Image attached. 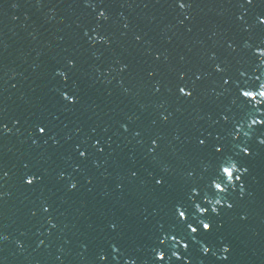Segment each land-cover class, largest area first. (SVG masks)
Wrapping results in <instances>:
<instances>
[{
	"label": "water",
	"instance_id": "95a60500",
	"mask_svg": "<svg viewBox=\"0 0 264 264\" xmlns=\"http://www.w3.org/2000/svg\"><path fill=\"white\" fill-rule=\"evenodd\" d=\"M101 9L106 20L98 18ZM260 12L264 0L253 6L243 0H191L186 9L175 0H0V110L12 129L0 137V163L9 173L0 180V232L8 236L0 242V264H98L101 250L109 253L108 264H124L110 241H118L139 264H153L158 245L168 252L167 264H178L172 251L182 248L171 241L159 244L157 237L163 238L161 225L167 230L171 223L172 199L192 185L205 186L215 173L211 145L218 131L226 154L249 171L243 194L241 182L222 196L213 190L210 198L235 207L211 214L217 227L206 239L213 253L201 254L197 238L189 250L193 264H264V128L244 123L264 118V105L245 109L235 91L254 80L253 72L264 77V64L245 47L264 39V28L256 26ZM97 33L108 42H97ZM69 58L76 59L75 69L69 70ZM218 62L233 77L227 88L213 71ZM57 69L69 71L67 85ZM241 70L249 75L240 76ZM181 72L187 73L183 80ZM194 72L204 79L184 99L177 85L191 87ZM65 87L79 95V103L62 100ZM221 113L244 123L238 138L228 134L231 124L216 123ZM39 123L58 134V145L45 137L33 143ZM208 133L213 134L208 148L198 149L196 137ZM153 137L161 145L155 154L149 152ZM98 138L103 152L94 146ZM77 145L88 148L87 159L79 157ZM244 146L252 148V156L241 155ZM165 167L174 181L160 190L151 173ZM133 170L139 172L135 178ZM26 172L44 179L27 186ZM71 181H78L75 190ZM197 202L203 203V193ZM112 221L120 223L118 231L109 228ZM225 242L231 245L227 261L221 259Z\"/></svg>",
	"mask_w": 264,
	"mask_h": 264
},
{
	"label": "snow or ice",
	"instance_id": "6c2138e0",
	"mask_svg": "<svg viewBox=\"0 0 264 264\" xmlns=\"http://www.w3.org/2000/svg\"><path fill=\"white\" fill-rule=\"evenodd\" d=\"M104 0H100V3L103 4ZM176 4L181 9H186L191 6V0H175ZM255 0H243V4L247 6H253ZM18 6L17 4L13 5ZM243 6V5H242ZM98 18L101 20L107 19L106 9H101L98 12ZM241 21L244 20V16L241 15L239 17ZM256 26L258 28H264V12H260L256 16ZM251 26L249 25L248 28ZM247 30V29H246ZM96 41L99 43H107L108 37L105 35H100L97 33ZM137 39H141V37L137 36ZM229 48H234L233 42H228L227 45ZM245 47L252 51L253 57H258L260 59L261 64H264V39H261L258 44L252 45L251 43H246ZM215 56V53H213ZM159 58V57H157ZM67 65L69 70L75 69L77 66V61L75 58H69L67 60ZM128 67L127 64L123 65V68L126 69ZM213 71L220 75L222 84L227 88L233 82L232 75L228 74V69L223 63H215L213 65ZM56 74L59 75L65 84L71 79L69 75V71L65 69H57ZM150 75H155V73H150ZM249 73L247 70H241L240 76H248ZM254 77V80L247 83L245 86H239L235 89L237 100L243 106V108H247L249 105L254 106L255 108H259V106L264 105V77L261 75H257L255 72L251 73ZM187 76V73L181 72L179 74V78L183 80ZM193 76L195 80L192 83V86L189 87L187 84H178L177 92L178 94L184 98L190 100L196 92V82L202 81L204 79V73L202 72H194ZM157 92L160 91L159 87L155 89ZM61 98L68 105L74 106L79 103L80 97L70 88L65 87L60 90ZM163 120L167 122L169 120L168 115H163ZM223 121L225 124H231V132L229 135H232L236 138L239 137L240 132L244 128V123H247L249 129H252L253 126L257 128H264V118H251L250 120L241 122L239 118L232 117L228 114H220V118L216 120L217 124H220ZM15 123L18 125L20 123L19 120H16ZM124 131L129 130V126L127 124L122 125ZM12 129L9 127L8 123H6L2 118V110H0V137L3 135L10 133ZM35 136L33 139V143H39L41 137L51 139L55 144H59L60 141L57 139V135L49 130V127L45 123H39L35 126L34 129ZM137 136L141 135V132H136ZM212 133H208L207 135L201 134L196 137V147L200 150H205L209 146V139L212 136ZM247 135V133H245ZM224 139V134L222 132H217L215 134L216 143L212 144V154L216 159V171L215 173L208 178L207 184L205 186H201L200 184H195L182 191L181 194L175 196L172 199V215L170 217L171 223L167 230L164 229V225H161V230L163 231V238L157 237L159 244H168L169 241L176 248H182L183 251H172V255L176 257L178 264H193L192 257L190 255L191 242L197 240V238H201V246L200 253L207 256L213 253V247L209 241H207L206 237L210 235L217 227L213 216L211 214H215L218 216L221 213L222 207L226 206L227 209L231 210L235 207L233 202H229L223 198L212 199L210 198L213 194V190H215L216 195H221L227 193L229 191V187H235L236 182H241L239 184V188L241 189V193L245 189L244 183H242L243 176L248 173L249 168L245 167L238 160H233L231 155H227L228 149L225 144L222 142ZM47 142V140H45ZM102 140L95 139L94 146L98 151L103 152L105 149L101 146ZM260 144L264 145V139L260 140ZM160 139L159 137H153L150 140L149 144V152L152 154L157 153L160 149ZM76 151L81 159H87L89 156L88 148L83 145H77ZM253 154V150L250 146H244L241 149V155L244 158L250 157ZM25 168H28L29 165L25 164ZM79 167V166H77ZM169 168L165 167L161 170L159 174L153 172L151 173V180L153 182V186L160 190L168 189L174 181V177L169 174ZM9 173L4 169L3 164L0 163V180H3L7 177ZM61 177L65 176V172H60ZM139 175L138 171L133 170L131 172V176L133 178ZM188 176H193L194 171L189 170L187 173ZM23 182L27 186H33L34 184L40 183L43 181L44 176L39 172H26L22 177ZM78 187V181H71L69 183L70 190H75ZM206 189V191H205ZM203 193V203L197 202V199L201 197ZM4 193L0 192V198H3ZM207 205V206H205ZM43 211L45 213L51 211V205H45L43 207ZM193 211L198 213V216L193 215ZM246 219V217H244ZM51 222V219L49 221ZM52 227L55 228V223H52ZM109 228L112 231H118L121 228V225L117 221H112L109 223ZM187 234H192L190 239ZM8 236L3 232H0V242L6 241ZM43 244V241H40ZM21 247L23 245L21 244ZM88 245L85 244L84 248L87 249ZM109 248L112 252L116 254L124 255V264H139L138 258H135L131 255H128L126 250L118 241H110ZM223 252L225 255L221 257L223 261H227L229 259L228 253L231 252V245L227 242L222 245ZM154 252V261L153 264H167L169 259L168 252L159 245L153 249ZM109 261V253L105 250H101L97 253V262L98 264H108Z\"/></svg>",
	"mask_w": 264,
	"mask_h": 264
}]
</instances>
